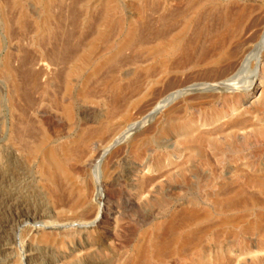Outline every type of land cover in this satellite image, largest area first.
I'll use <instances>...</instances> for the list:
<instances>
[{
	"label": "bare ground",
	"instance_id": "bare-ground-1",
	"mask_svg": "<svg viewBox=\"0 0 264 264\" xmlns=\"http://www.w3.org/2000/svg\"><path fill=\"white\" fill-rule=\"evenodd\" d=\"M36 1L50 14L55 8L60 12L67 6L65 0ZM69 2L70 8L86 14L76 10L85 17L76 15L75 21V13H71L73 22L67 24L69 29L65 27L68 30L62 24L68 22L65 17L67 22L61 23L63 16L59 23L53 22L55 15L38 21L43 37L40 41L45 44L40 42V47L47 50H44L46 56L38 60L41 62L37 78L38 143L28 153L38 156V182L48 190L60 218L54 225L42 224L51 231H38L41 242L65 248L70 240L79 237L89 247L85 235L92 228L111 236L108 228L117 212L109 207L107 191L116 176L112 166L106 165V159L121 145H126L139 167L149 172L155 170L159 181L163 179L156 187V195L162 196L164 189L172 185L178 189L188 181L195 186L204 183L207 187H227V191L236 186L241 190L228 196L230 192L224 189V198L219 193L207 195L216 204L229 208L244 203V187L257 186L264 191V170L248 173L243 167L233 165L237 161L230 155L235 144L252 137L262 138L264 126L255 125L250 119H239L238 115L223 121L227 113L244 105L264 84V0ZM12 5L22 6V0H15ZM243 76H249L248 80L244 81ZM183 77L199 78L204 83L181 90ZM100 97L102 100L98 101ZM74 98L83 104H103L107 109L98 117L91 114L78 122L72 119ZM178 99H182L180 111L171 110L164 119L155 122L156 134L168 129L174 136L165 160L186 153L181 165L169 162L167 169L163 162H155L152 150L148 154L142 152L148 139L134 137ZM201 101L216 110L197 117L180 116L189 110L205 109ZM259 104L264 108V100ZM136 109L146 117L135 125ZM220 121L222 124L215 126ZM204 127L212 128L204 131ZM65 129L73 130L72 136H67L68 140L60 145L52 143L51 137ZM247 131L251 134L243 137ZM198 167L209 171L200 174ZM89 168H93L90 178L83 182ZM142 181H134L138 183V193L137 200L128 202L131 210L139 209L138 201L146 193L148 185ZM156 205L166 207V199L162 197ZM198 213L193 208L185 211L188 219ZM72 227L78 230L72 231ZM175 230L173 222L159 227L158 238L137 247L128 264H149V251L158 259L171 252H184L191 237ZM167 234L173 238L169 239V235L166 238ZM219 259L224 258L219 255Z\"/></svg>",
	"mask_w": 264,
	"mask_h": 264
},
{
	"label": "rangeland",
	"instance_id": "rangeland-1",
	"mask_svg": "<svg viewBox=\"0 0 264 264\" xmlns=\"http://www.w3.org/2000/svg\"><path fill=\"white\" fill-rule=\"evenodd\" d=\"M14 1L0 0V264H128L136 248L156 240L157 229L170 222L176 226L177 233L190 236L191 243L184 252H171L161 259L155 258L149 251V264H193L197 261L203 264H264V191L257 186L244 187V203L229 208L221 206L220 203L216 204L214 199H208L207 195L212 197L218 196L219 193L222 197L225 194V197L229 192L228 196L233 195L241 190L236 186L227 191V187H207L204 183L195 186L188 181L181 183L178 189L172 185L162 191V196L156 195V187L160 186L163 179L159 181L155 170L149 172L148 169L139 167L140 163L131 156L126 145H121L106 159V165L112 166L111 171H114L116 176L107 191L109 207L117 212L114 223L108 228L111 236L108 237L109 234L105 231L92 228L85 235L88 246L91 244L92 247H85L79 237L70 240L65 248L56 243L41 242L38 231H51L44 229L42 224L48 223L47 225L51 226L60 218L56 214L48 190L38 182V156L28 153L29 149L38 143L37 78L38 69L41 67L38 60L46 53V48L40 47L43 37L38 29V21L46 16L60 14L57 18L54 16L57 21L52 18L54 23H59L60 19L61 23L69 22L73 15L71 13H75V20L78 19L77 11L85 12L70 8L69 0H65L67 6L63 7L64 11L63 8L60 12L55 8L53 14L46 13L36 0H22V6L18 7L12 5ZM80 13V17L82 15L84 18V14ZM61 16L67 21L60 18ZM73 19L70 23H62L64 28L69 29L67 24H71ZM47 47L50 48L48 45ZM47 52H50L49 49ZM192 78L190 80L189 77H183L184 86H181V90L185 89V86L190 88L195 84L204 83V80ZM248 78L249 76H246L243 80ZM101 98H98V101L102 100ZM263 100L264 84L244 105H238L235 110L227 113L223 121L230 119L232 115H238L239 119H250L255 125L264 126V108L259 104ZM181 101L182 99H178L163 109L154 121L146 123L134 137L148 139L149 143L144 146L142 152L148 154V151L152 150L155 162H163L167 169L171 164L181 165L186 159V156H183L186 153L166 161V153L171 150L167 147L172 145L174 136L168 129L156 134L155 124L164 119L171 110L180 111ZM200 103L205 109L189 110L180 116L197 117L216 110L215 107L205 104L206 101ZM101 105L83 104L74 98L71 102L72 119L79 122L91 114L98 117L107 109ZM140 112L141 110L137 109L133 112L134 121H137L133 122V125L146 117ZM220 123L221 121L215 126H220ZM211 128L206 127L204 131ZM73 132L65 129L51 137L52 143L60 145L66 142L67 136H72ZM19 134L20 136H17ZM249 134L251 131L241 135L244 137ZM231 150L230 155L237 161V164L233 165L243 167L248 173H262L264 166L258 165H264V136L244 140L243 143L235 144ZM198 169L200 174L209 171L203 167ZM92 170L93 168L86 169V172L84 170L83 182L84 179L87 181L90 178ZM220 171L221 169L218 172ZM137 179L140 182L143 180L142 184L148 186L145 187L143 198L138 201L139 209L131 210L127 205L129 201L137 200L138 183L134 182ZM154 179L158 181L156 185ZM150 197L154 199L147 202ZM162 197L166 199L164 208L156 205ZM191 208L199 213L198 216L188 219L185 211ZM77 230V227H72V231ZM169 236V239L173 238ZM79 245L82 247L79 248ZM219 255L224 259L217 260Z\"/></svg>",
	"mask_w": 264,
	"mask_h": 264
}]
</instances>
